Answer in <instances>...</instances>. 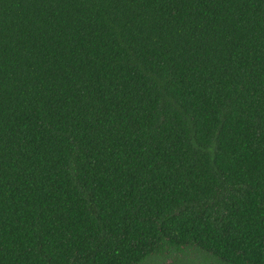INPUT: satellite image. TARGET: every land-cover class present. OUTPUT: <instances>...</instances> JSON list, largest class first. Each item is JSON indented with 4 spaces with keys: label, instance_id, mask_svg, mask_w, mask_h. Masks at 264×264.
<instances>
[{
    "label": "trees",
    "instance_id": "trees-1",
    "mask_svg": "<svg viewBox=\"0 0 264 264\" xmlns=\"http://www.w3.org/2000/svg\"><path fill=\"white\" fill-rule=\"evenodd\" d=\"M0 264H264V0H0Z\"/></svg>",
    "mask_w": 264,
    "mask_h": 264
}]
</instances>
